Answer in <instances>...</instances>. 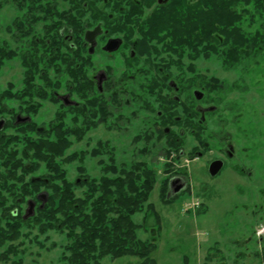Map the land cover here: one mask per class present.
<instances>
[{
	"label": "flooded vegetation",
	"instance_id": "af4514ba",
	"mask_svg": "<svg viewBox=\"0 0 264 264\" xmlns=\"http://www.w3.org/2000/svg\"><path fill=\"white\" fill-rule=\"evenodd\" d=\"M235 1L65 2L70 13L63 15L60 32L65 43L62 84L55 88L6 84L0 88V200L6 192L9 198L26 200V207L33 200L35 210L40 206L39 195L46 194L48 200L46 189L35 193V184L39 182L42 189L49 185L50 166L48 174L34 176L37 167L28 163L30 156L26 153L30 147L25 145L20 156L16 142L47 140L58 133L82 140L102 126L118 132L124 125V134L133 133L138 140L151 141L152 146L162 142L178 150L179 160L188 154L193 163L207 156L205 170L211 182L229 169L232 179L237 180L230 187L231 197L236 200L245 194V187L252 189L251 204L241 207L253 220V233L264 235V103L227 100L233 92L245 94L263 88L253 71L264 59V0H237L242 3L239 8L233 7ZM146 11L150 13L146 15ZM16 22L14 60L22 72L21 59L33 53L25 40L34 46V32L28 29L21 34L23 23ZM216 29H222L223 34L226 30V36L215 38L220 46L234 41L238 47L223 53L198 54V42L211 41L210 34ZM9 36L7 26L1 27L3 48ZM200 55L205 61L209 56L217 57L216 72L221 76L205 73L209 77H203L195 68ZM221 93L223 97L218 100ZM213 94L216 98L211 97ZM46 104L60 106L50 122L39 120L43 110L49 108ZM241 142L245 146L236 151ZM18 172L29 177L22 179ZM176 183L171 182L174 190L179 187ZM225 189L221 186V196ZM19 214L16 209L1 214L0 225L3 216L15 219ZM6 231L7 238L17 235L13 230ZM4 238L1 234L0 262L14 257L15 252L12 245L1 250ZM261 238L260 244L264 243Z\"/></svg>",
	"mask_w": 264,
	"mask_h": 264
},
{
	"label": "rangeland",
	"instance_id": "374dc122",
	"mask_svg": "<svg viewBox=\"0 0 264 264\" xmlns=\"http://www.w3.org/2000/svg\"><path fill=\"white\" fill-rule=\"evenodd\" d=\"M58 3L59 7L67 12L69 5H66L62 0H58ZM232 5L239 8L242 3L236 0ZM236 11L239 12V10ZM149 13V11H146V15ZM15 16L16 13L13 7L5 0H0V30L1 27L11 26ZM248 19L244 18V21ZM223 32L224 34L222 29L213 30L210 34L211 41L208 40L209 42L206 44H200L202 42L199 41L196 52L198 54H210L223 53L227 49L233 51L235 47H238V43L226 41L221 46L217 43L215 38L226 36V30H223ZM197 38L199 39V37ZM202 56L200 55L195 64V68L202 73V76L205 78L216 74L221 76L220 73L216 72L219 65L218 59L216 60L217 57L204 55L209 58L205 61V58H201ZM253 72L260 79V85L263 88L260 90L259 88L250 89L251 91L245 94L233 92L229 94L227 100L233 102L245 100L251 103L263 101L264 103V59ZM22 73L23 70L21 72V68L15 60L6 62L0 71V88H4L9 82L17 85L21 84ZM256 77L253 79L256 80ZM211 97L216 98V95L213 94ZM217 97L218 100H221L223 94L221 93ZM46 105L49 108H45L43 112L40 111L42 117L39 120L43 119L44 122H50L56 108L60 109V106L58 104L54 107L49 104ZM262 109L264 110L263 107ZM125 129L123 125L118 128V132H114L111 131L110 127L102 126L95 131L88 132L86 137L78 143H74V141L79 139L66 136L73 142V145L62 158H58L56 161L66 162L67 157L74 152H85L86 154L79 163H63L62 170L66 171V178L73 183L78 178L79 181H84L85 177L99 180L104 174L103 168L109 165L121 171L131 169L133 164L145 163L153 170L155 175L153 190L148 198L150 210L143 209L141 213H137L132 217V221L136 226H139L136 230V236L139 240L147 242L153 240L156 250L152 253L151 258L156 264H264V243H258L259 236L264 240V235L253 233V220L248 212L241 207L244 204H251L252 189H246L245 187L243 189L245 194L239 197L240 199L236 198L234 200L231 197L232 188L230 187L237 183V180L232 179L229 169L226 170L222 176L223 178L211 182L205 170L207 156H204L198 162L191 163L188 154L184 155L181 160L177 159L178 151L171 157L163 156L156 149L148 152L147 141L136 139L133 133L124 134ZM125 133H128V130ZM52 138H55V136L49 139ZM36 141H32V143L35 144ZM161 143L155 142L156 147H159ZM14 146H17L19 150L23 147L26 148L23 141L16 142ZM242 146L245 145L241 142L239 146H236V151L240 150ZM184 149L188 150V148ZM22 152V150L19 151L20 156ZM26 153L29 156L32 155V151L29 149H26ZM24 164L25 162L21 166H24ZM246 164L250 165L248 162ZM48 166V164L47 166L40 164L37 172L33 175L38 177L46 174ZM165 169L173 177L169 179L168 190L162 198L161 187L163 181L169 176L164 173ZM177 170H181L185 175L176 176L174 172ZM18 174L22 179L29 177L28 174L20 172ZM171 181H178L176 185L182 186L180 193H174L175 184L171 187ZM208 186L209 189L210 186H213L214 189L209 191ZM221 186L227 188L223 196L219 192ZM45 189L49 198L51 188L44 187L39 190ZM76 189L75 194L84 197L86 187H77ZM211 192L212 195H210ZM1 196L4 200L10 201L5 205L7 213H10L11 200H14L15 205H18V202L21 203V200L9 198V193L4 192ZM25 203L19 210L21 216H24L27 209ZM235 206H238L237 209H235ZM1 212L2 207L0 206V216ZM1 221L0 228L4 230L5 221L3 219ZM18 228L15 239L13 241L5 240L1 249L3 251L7 250L8 246H14L15 252L12 254L14 257H6L7 259L0 262V264H60L61 254L66 246V241L62 235L52 231L42 233L33 224H21ZM137 262V259L126 257L113 261L106 258L102 261V264H137Z\"/></svg>",
	"mask_w": 264,
	"mask_h": 264
},
{
	"label": "trees",
	"instance_id": "16d2710c",
	"mask_svg": "<svg viewBox=\"0 0 264 264\" xmlns=\"http://www.w3.org/2000/svg\"><path fill=\"white\" fill-rule=\"evenodd\" d=\"M62 1L72 4L71 0ZM5 2L13 7L16 16L11 26L7 27L10 33L8 43L4 48L0 45V71L6 62L15 59L13 28L16 27V21L21 20L23 24L21 29L19 28L20 32L23 34L31 29V32H34L31 44L34 46L25 40L27 49L33 53L21 59L23 73L20 83L52 88L60 86L64 76L62 54L65 46L60 32L65 20L63 15L70 12L60 8L58 0H5ZM83 2L88 3L87 0ZM198 23L200 21L197 20ZM8 85L14 84L9 82ZM79 141L75 140L74 143ZM146 144L148 152L156 149L166 157H171L178 151L170 149L166 143L159 147L152 146L151 141H147ZM25 145L32 151V155L27 157L28 163H32L37 168L40 164L50 166L49 185L46 186L51 188L50 197L44 207L37 208L34 215L27 220H23L21 214L15 219L8 218L10 215L3 216L5 226L0 235L4 234L5 240L15 239L5 236L9 233L6 229L13 230L17 234L18 226L21 224H33L42 233L52 231L64 237L66 246L61 254L60 264H102L106 258L113 261L125 257L137 259V264H156L151 258L156 250L153 240L151 242L139 240L136 236L139 226L132 221V217L141 213L143 209L150 210L148 198L155 183L152 169L145 163L133 164L131 169L121 171L109 165L103 168L104 174L101 179L85 177L84 181L73 183L66 178V171L62 170L63 163H79L86 154L74 152L66 156V162L56 161L73 145L65 135L58 133L55 138L37 140L35 144L25 141ZM108 149L110 150L109 147ZM167 171L165 169L164 173L169 175ZM174 174L185 175L181 170H177ZM171 177L173 176L169 175L163 181L162 198L168 190ZM35 185V193H38L41 184L37 182ZM77 187H86L84 197L75 194ZM7 202L10 201L0 200L2 214L7 211L5 208ZM24 203L25 200H21L22 205H15L14 200H11L10 212L15 209L19 212Z\"/></svg>",
	"mask_w": 264,
	"mask_h": 264
},
{
	"label": "water",
	"instance_id": "95a60500",
	"mask_svg": "<svg viewBox=\"0 0 264 264\" xmlns=\"http://www.w3.org/2000/svg\"><path fill=\"white\" fill-rule=\"evenodd\" d=\"M218 168H216L215 171H217ZM181 190V187H177L174 191V193H178ZM38 201L41 203L39 209H42L44 207V204L47 202V195L46 194H41L38 196ZM35 211V203L33 201H28L27 202V209L25 211V215L23 217L24 220L32 217L34 215Z\"/></svg>",
	"mask_w": 264,
	"mask_h": 264
}]
</instances>
